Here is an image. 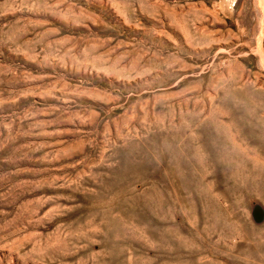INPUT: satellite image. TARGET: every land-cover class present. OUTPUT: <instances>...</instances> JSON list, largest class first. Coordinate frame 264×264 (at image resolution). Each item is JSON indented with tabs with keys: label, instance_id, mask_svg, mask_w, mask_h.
<instances>
[{
	"label": "rangeland",
	"instance_id": "374dc122",
	"mask_svg": "<svg viewBox=\"0 0 264 264\" xmlns=\"http://www.w3.org/2000/svg\"><path fill=\"white\" fill-rule=\"evenodd\" d=\"M0 264H264V0H0Z\"/></svg>",
	"mask_w": 264,
	"mask_h": 264
}]
</instances>
